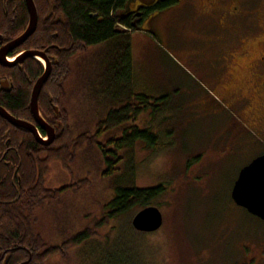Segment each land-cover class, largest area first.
<instances>
[{
  "label": "rangeland",
  "instance_id": "obj_1",
  "mask_svg": "<svg viewBox=\"0 0 264 264\" xmlns=\"http://www.w3.org/2000/svg\"><path fill=\"white\" fill-rule=\"evenodd\" d=\"M237 1L236 6L244 11L248 0ZM196 4H203V0ZM254 7L264 16V0H257ZM176 10L156 27L157 32L146 30L138 42L134 29L126 38L131 48V71L122 78L128 81V90L160 97L155 102L160 106L148 108L150 115L135 121L139 128L156 133L157 143L139 138L124 147L117 173L107 179L99 177L100 156L93 146L82 148L70 177L62 166L52 163L48 173L52 186L88 173L94 181L82 193L64 194L63 202L71 201L66 209L55 207L57 213L49 210L52 217L47 213L41 218L43 236L57 243L70 228L79 231L91 227L96 199L108 198L115 187L163 183L164 192L152 201L161 210L162 224L151 232L134 229L131 218L139 208L133 206L126 214L109 218L96 237L71 248L63 257L55 256L56 263L264 264V220L235 204L230 196L240 168L264 151V138L214 89L215 47L202 42L203 18L190 6ZM235 24L232 38L238 41L249 29L246 23ZM124 40L118 35L91 45L74 59L66 88L67 107L75 125L86 117L94 130L104 116L101 111L118 102L122 97L119 92L126 93L123 86H117V71L101 56ZM233 84L244 85V78L236 77ZM238 90L242 92L243 87ZM121 132L120 127L111 128L100 140ZM103 187L107 188L105 194Z\"/></svg>",
  "mask_w": 264,
  "mask_h": 264
},
{
  "label": "trees",
  "instance_id": "obj_2",
  "mask_svg": "<svg viewBox=\"0 0 264 264\" xmlns=\"http://www.w3.org/2000/svg\"><path fill=\"white\" fill-rule=\"evenodd\" d=\"M33 1L38 15L35 30L9 55L15 54L23 47L45 49L52 43L56 44V47L49 50L55 53L56 62H52L49 77L39 94L38 105L40 111L50 118L56 105L59 116H55L61 118L63 124L55 139L44 145L34 140L24 128L13 126L0 116V199L7 197L9 200L0 202V255L3 253L5 259V253H9L6 264H60L55 262V256L63 257L71 248L96 237L100 226L106 224L109 218L126 214L133 206L141 208L152 204L165 190L163 183L146 187L119 185L108 198L102 199L103 201L96 199L97 211L90 214L91 227H84L79 231L70 228L57 243H52L43 236L42 216L48 213V217H52L49 210L53 209L52 213H57L55 207L58 206L66 209L71 201L63 202L66 197L61 199L62 196L70 191L84 192L93 180L88 173V176L64 179L52 186L48 178L52 163L62 166L70 177L82 148L93 146L100 156L99 177L109 178L117 173L118 164L124 159V153H120L124 147L132 146L139 138L148 140L149 144L157 143L158 135L153 134L147 127L139 128L135 121L144 110L160 106L155 103L160 97L154 98L142 92L129 91L128 81L122 78L131 71V48L126 38L131 30L136 29L129 19L117 18V10L125 7L126 0ZM119 21L124 25L117 26ZM27 22L25 0H0V45L19 35L26 28ZM118 35L125 37L124 42H118L117 48L110 50L108 55L105 53L101 56L109 67L117 71V86H123L126 93L119 92L122 97L117 99L118 102L101 111L104 116L97 120L94 130L93 125H88L86 117L84 122L75 125L67 107L66 88L73 74V61L89 46L107 42ZM31 68L35 70L33 74H30ZM8 69L22 72L23 76L28 78V85L11 93L3 92L1 104L12 113V108H19L22 111L20 116L29 115L28 99L31 87L42 73L43 64L36 57H29L23 63L12 67L0 64V75ZM115 127L121 128L120 136L113 135L105 141L100 140L107 130ZM21 134H28L29 139L26 140ZM4 160H9L8 164H13V169L17 168L16 174L21 179L20 184L17 179L13 183L1 182V175L6 173ZM106 189L103 187L101 192L105 194Z\"/></svg>",
  "mask_w": 264,
  "mask_h": 264
},
{
  "label": "flooded vegetation",
  "instance_id": "obj_3",
  "mask_svg": "<svg viewBox=\"0 0 264 264\" xmlns=\"http://www.w3.org/2000/svg\"><path fill=\"white\" fill-rule=\"evenodd\" d=\"M197 1L198 0H126L125 7L121 10H117L116 14L118 20L127 18L130 23L136 27V29L147 30L148 32L154 33L158 31L156 27L165 21L166 18H168V15L173 16V10L177 11L176 9L178 7L187 9L188 6L194 8L196 15L199 18H203L202 30L204 36L202 38V42L210 43L215 47L212 54L214 55V57H212V61L216 63L214 89L223 102H226L230 107L234 108L235 113L237 111L239 116L241 115L240 117L243 118L247 125L254 129V131L256 130V132H259L262 138H264V16L256 10V7H254L257 0H248V5L244 11L239 10L238 6H236V2H238L237 0H230V2H223L222 0H203V4L199 5L196 4ZM237 22L246 23L249 29V31L242 35L238 41L236 38H232L234 34L232 29L236 27L235 23ZM123 25L124 24L121 22L117 24L119 27ZM258 29H261L262 33H258L259 35H256L255 31H258ZM50 45L51 46H49V48L38 50L45 51V55L51 63V70L52 62L56 61H54L55 53L49 50L54 46L56 47V44L52 43ZM26 50L28 49L23 47L13 55H9L11 52L9 51L6 57L9 60H14L18 54ZM27 58L29 57H25L9 66L12 67L16 64L23 63ZM41 62L44 70V63L43 61ZM1 65L8 66L3 64ZM33 71L35 70L31 68L30 74H33ZM0 76H2L0 78V98L3 92L11 93L20 88H25L28 85V78L26 79L22 72L18 73L8 69ZM236 77L244 78L245 84H241L239 86L234 85L233 82ZM44 84L41 87L40 92L43 89ZM232 85L234 86V89ZM238 87H243V93L239 92L240 89L238 90ZM29 102L30 96L28 99V109L30 114L26 116H20L22 111L19 108H12L14 113L18 115L12 113L1 104V100L0 105L13 116L35 124L39 135L43 137L45 136L46 131L38 123H36L30 112ZM40 113L47 123L54 128L55 139L59 133L58 131L61 130L63 120L58 118L57 116L59 115L55 112L50 115L51 118L49 116H45L41 111ZM27 132L35 140L34 135L29 131ZM28 134H21V136L25 137L27 140V138L29 139ZM1 159L2 158H0V161ZM4 163H6V173L1 175V182L11 181L13 183L17 179L18 184H20L21 179L19 175L16 174L17 168L13 169V164H8L9 160H4ZM3 201L6 202L9 200L7 197H2L0 202ZM8 254L5 253V259L3 258V253L0 255L1 264H6V259L9 258ZM248 262L240 264H248Z\"/></svg>",
  "mask_w": 264,
  "mask_h": 264
},
{
  "label": "water",
  "instance_id": "obj_4",
  "mask_svg": "<svg viewBox=\"0 0 264 264\" xmlns=\"http://www.w3.org/2000/svg\"><path fill=\"white\" fill-rule=\"evenodd\" d=\"M29 15L26 28L17 36L10 39L0 47V63L12 65L25 57H38L44 61V70L33 84L30 94V112L45 131L47 138H42L36 125L26 120L19 119L10 114L0 105V116L16 127H21L32 133L38 143L48 145L54 140V128L47 123L39 112L38 94L41 87L46 82L50 74L51 63L45 55V51L38 49H28L18 54L14 60L7 59L9 51L16 48L31 35L37 23V10L33 0H25ZM55 113H59L58 107L54 105ZM231 197L234 202L246 208L250 213L257 215L264 220V153L253 157L247 164L239 170L237 178L231 188ZM132 226L139 231H154L162 224L161 210L153 204L146 205L135 212L131 218Z\"/></svg>",
  "mask_w": 264,
  "mask_h": 264
},
{
  "label": "crops",
  "instance_id": "obj_5",
  "mask_svg": "<svg viewBox=\"0 0 264 264\" xmlns=\"http://www.w3.org/2000/svg\"><path fill=\"white\" fill-rule=\"evenodd\" d=\"M137 32H135V35H136V39L138 40V38H141L140 35H143L144 34V31H141V30H135ZM146 37L149 38V35L146 34ZM141 39L138 40V42L140 41ZM137 45V43H136ZM134 50V46H133V42H132V51ZM136 61V58L133 57L132 58V62H135ZM133 71H134V66H133ZM150 115V110L148 109L147 111H143L140 113V115L138 116V119H141V118H147L148 116ZM137 119V120H138Z\"/></svg>",
  "mask_w": 264,
  "mask_h": 264
},
{
  "label": "bare ground",
  "instance_id": "obj_6",
  "mask_svg": "<svg viewBox=\"0 0 264 264\" xmlns=\"http://www.w3.org/2000/svg\"><path fill=\"white\" fill-rule=\"evenodd\" d=\"M238 173H239V172H238ZM237 176H238V174H237ZM237 176H236V178H237ZM138 210H139V209H138ZM138 210H137V211H138ZM137 211H136V212H137ZM154 231H155V230H154ZM147 232H151V231H147Z\"/></svg>",
  "mask_w": 264,
  "mask_h": 264
}]
</instances>
